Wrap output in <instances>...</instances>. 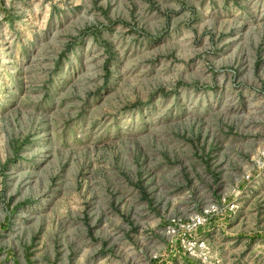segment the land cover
<instances>
[{
    "label": "rangeland",
    "instance_id": "374dc122",
    "mask_svg": "<svg viewBox=\"0 0 264 264\" xmlns=\"http://www.w3.org/2000/svg\"><path fill=\"white\" fill-rule=\"evenodd\" d=\"M182 239L264 264V0H0V264Z\"/></svg>",
    "mask_w": 264,
    "mask_h": 264
},
{
    "label": "built area",
    "instance_id": "2783aa9c",
    "mask_svg": "<svg viewBox=\"0 0 264 264\" xmlns=\"http://www.w3.org/2000/svg\"><path fill=\"white\" fill-rule=\"evenodd\" d=\"M215 207L211 206L203 211V214L195 215L191 217L188 222L184 225H179L175 221H172L166 228L167 232L174 234L178 229L182 230L184 235L187 232H190L193 229L198 228L199 226L204 225L207 222V219L215 212ZM182 247L185 252L190 256L197 257L203 264H217L218 260L211 261L207 255V246L204 240H193L189 241L188 239H182Z\"/></svg>",
    "mask_w": 264,
    "mask_h": 264
}]
</instances>
